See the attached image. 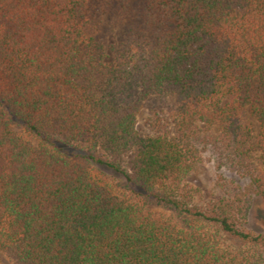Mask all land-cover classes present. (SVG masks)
<instances>
[{
	"label": "trees",
	"instance_id": "1",
	"mask_svg": "<svg viewBox=\"0 0 264 264\" xmlns=\"http://www.w3.org/2000/svg\"><path fill=\"white\" fill-rule=\"evenodd\" d=\"M166 97L139 135L137 106ZM203 154L244 184L220 177L199 204ZM254 199L264 211V0H0L5 257L264 264Z\"/></svg>",
	"mask_w": 264,
	"mask_h": 264
},
{
	"label": "rangeland",
	"instance_id": "2",
	"mask_svg": "<svg viewBox=\"0 0 264 264\" xmlns=\"http://www.w3.org/2000/svg\"><path fill=\"white\" fill-rule=\"evenodd\" d=\"M110 55V54H109ZM175 104L173 100L169 97L166 98H156L150 99L149 101L139 104L137 106V121H136V132L139 135H145L151 132V129L148 127L149 121L151 120L150 110L154 109L156 111H161L163 113L170 112V110H174ZM150 109V110H149ZM36 144V143H35ZM128 158L124 160V163L121 162L123 167L126 168L128 165ZM94 173L103 179L104 182L108 183L111 190L114 194L123 196L126 192L123 190L124 181L120 178L119 175H116L108 170L95 167ZM107 176V177H105ZM224 178L228 181H234L239 183L240 185L244 184L243 180H239L233 172L227 169H217L214 164L213 159L208 154H203V157L200 163L197 165L195 170L188 176L187 183L193 188L198 190L197 202L202 204L209 200H213L220 194L219 188V178ZM148 210L161 215H166L161 210L149 206ZM167 216V215H166ZM175 218V217H173ZM248 228L250 231L254 233H263L264 232V211L262 205L258 199H254L249 220H248ZM232 245L238 246L234 242H231ZM0 264H15L13 261L4 256V254L0 251Z\"/></svg>",
	"mask_w": 264,
	"mask_h": 264
}]
</instances>
